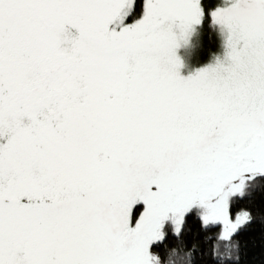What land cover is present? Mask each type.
I'll return each mask as SVG.
<instances>
[{
    "label": "snow or ice",
    "instance_id": "1",
    "mask_svg": "<svg viewBox=\"0 0 264 264\" xmlns=\"http://www.w3.org/2000/svg\"><path fill=\"white\" fill-rule=\"evenodd\" d=\"M207 14L223 59L184 77L201 0H0V264H151L194 207L221 239L250 221L230 198L264 177V0Z\"/></svg>",
    "mask_w": 264,
    "mask_h": 264
},
{
    "label": "trees",
    "instance_id": "2",
    "mask_svg": "<svg viewBox=\"0 0 264 264\" xmlns=\"http://www.w3.org/2000/svg\"><path fill=\"white\" fill-rule=\"evenodd\" d=\"M201 2L205 15L199 24L192 26L194 36L189 46L193 66L204 63L221 48L216 25L207 13L222 3L220 0ZM141 11L138 7L127 21L138 19ZM230 199L234 214H250V221L228 240L230 245L221 244L227 240L217 236L219 225L203 226L197 209L193 208L186 214L179 233L173 229L171 220L165 223L164 238L151 249L159 264H264V177L244 178L242 195Z\"/></svg>",
    "mask_w": 264,
    "mask_h": 264
},
{
    "label": "rangeland",
    "instance_id": "3",
    "mask_svg": "<svg viewBox=\"0 0 264 264\" xmlns=\"http://www.w3.org/2000/svg\"><path fill=\"white\" fill-rule=\"evenodd\" d=\"M220 1L222 3L221 6H223L224 0H220ZM132 22H134V20L127 21V23H132ZM216 28H217L218 34L220 36L221 48H220V50L218 52L213 53L207 61H205L204 63H201L199 65L193 66L191 64V56L189 54V46L192 44L194 31L191 30V32L187 36L186 40H181L180 41V46L176 49V55L179 57V59L181 60V63H182V67L179 69L181 76L187 77L188 75L193 74L197 69H199L201 67H204V66H206L209 63L214 62V59L217 58V57H219L221 60L223 59V54H224L223 42H224L226 33H222L221 32V29H220L219 25H216ZM71 31H72L73 35H75V30L72 29ZM237 183H239V181ZM196 209H197V213L199 214V216H201L203 214L202 210L199 209V208H196ZM244 214H245V212H238L236 214H233V216H234V219H235L236 215H239L240 218H243ZM172 227L175 230L176 226L173 223H172ZM221 232H222L221 226H219V229H218V232H217V236L221 237ZM221 244L230 245L231 243L227 240V241H222ZM224 255L226 256L227 253H224ZM150 256H151V264H159L157 256L154 254V252L152 250L150 251Z\"/></svg>",
    "mask_w": 264,
    "mask_h": 264
}]
</instances>
